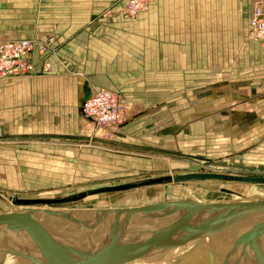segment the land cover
<instances>
[{"label":"rangeland","instance_id":"obj_1","mask_svg":"<svg viewBox=\"0 0 264 264\" xmlns=\"http://www.w3.org/2000/svg\"><path fill=\"white\" fill-rule=\"evenodd\" d=\"M124 1L86 0V16L91 19L96 9V14L100 12L99 17L112 21V14L122 8ZM247 1V5L244 0L243 3L240 0L200 2L197 10L199 42L202 55L205 54L206 57L202 58L201 83L198 80L196 90L192 80L188 84L186 96L187 99L197 97L199 105H195L194 101L193 105L184 108L183 119L178 116L173 122L165 121L166 123H161L155 128L154 134L146 135L141 140L131 136L133 129L126 130L125 124L116 133L110 134L88 122L89 125L86 121L84 134L89 135L88 142L83 141L76 145L70 142L67 147L44 149H23L16 146L19 143L8 140L0 129V194L15 208L20 206L23 210L129 208L172 200L200 204L245 199L264 200V185L260 184L217 179L181 183L173 180L157 181L201 173L264 178V80L258 77V67H263V58L260 60L254 56V60L256 48H252L250 44L245 45V42L239 45V41L235 39H232L233 44L219 40L217 43H220V47L210 49L208 41L209 35L213 37L214 30L216 35L222 36L225 27L234 28L236 31L243 27L259 0ZM213 15L214 23L208 24ZM223 17L226 19L223 20ZM14 19L11 16L3 21L14 22ZM6 25L0 23V39L36 38L43 35L26 37L5 34L6 30H16L14 25L2 27ZM166 28L169 32L172 31L168 24ZM183 28L184 41L192 43L191 34L187 33L186 27ZM53 36L56 37V34ZM248 58H251L249 64ZM210 59H217L220 66H223L226 60L232 61L235 65L233 68L236 69L210 70ZM242 61L248 64L244 68L241 66ZM217 78L218 82L215 81ZM227 82L235 85L225 86ZM122 101L125 103L128 117L129 104L123 98ZM190 103L192 102L189 101ZM243 111L252 113L255 119L251 127L249 126L250 129L248 128L251 130L249 132L256 133L254 142L252 138L244 139L249 133L231 134L230 125L235 126L243 122ZM147 130L150 131V128ZM71 148L73 153L66 151ZM40 160L43 162L39 163ZM11 171L15 173L16 180L14 173L8 177ZM129 196H134V201H128ZM20 200H44L50 203L17 204ZM0 206L4 208L1 202ZM199 252L200 254L195 253L184 264H207L205 251ZM73 262L91 264V260L81 258L73 259Z\"/></svg>","mask_w":264,"mask_h":264},{"label":"crops","instance_id":"obj_2","mask_svg":"<svg viewBox=\"0 0 264 264\" xmlns=\"http://www.w3.org/2000/svg\"><path fill=\"white\" fill-rule=\"evenodd\" d=\"M85 1L0 0V23L16 28L14 32L6 30L5 34L26 37L43 34L37 38L56 34L57 53L50 57L51 74L0 81V129L8 140L19 143L16 146L44 149L67 147L70 142L74 145L88 142L89 135L84 134L86 120L81 118L80 107L83 98L98 90H114L125 99L129 104L125 129H133L131 136L139 140L154 134L155 128L165 121L173 122L178 116L183 119V109L193 105L194 101L199 105L197 97L193 100L186 96L188 84L193 80L197 90V82L201 83L203 75L202 58L206 56L202 55L199 42L197 10L200 2L205 0H155L135 21H124L119 17L107 21L99 17L100 12L96 14V9L90 19L86 16ZM244 3L247 5L248 1L244 0ZM250 15L238 31L225 27L221 36L214 30L213 37L209 35L208 38L209 48L220 47L219 40L233 44L232 39H235L239 45L245 42L256 48L253 59L263 58V63L260 43L249 38ZM11 16L15 18L14 22L3 21ZM214 20L213 15L208 24ZM167 24L172 28L171 32L166 28ZM10 25L2 27H12ZM183 27L191 34L192 43L184 41ZM250 62L251 58H248L247 63ZM247 63L242 61V68ZM233 66L232 61L226 60L220 66L217 59H210V70L235 71ZM260 67L258 77L264 80V71H261L264 67ZM227 85L235 84L227 82ZM241 116V124L230 125L231 134L249 133L244 139L252 138L254 142L256 133L249 132V126L255 119L252 113L244 111ZM66 151L73 153L72 148ZM13 173L11 171L8 177ZM128 201H134V196H129Z\"/></svg>","mask_w":264,"mask_h":264},{"label":"water","instance_id":"obj_3","mask_svg":"<svg viewBox=\"0 0 264 264\" xmlns=\"http://www.w3.org/2000/svg\"><path fill=\"white\" fill-rule=\"evenodd\" d=\"M216 179L264 184L262 177L205 173L157 181ZM0 202L4 205L0 206V264L14 259V264H71L73 259L86 257L91 264H126L189 243V251L170 264H184L203 250L207 264H215L212 252H223L218 264H264L262 199L216 204L172 200L129 209L85 211L21 210L1 194ZM45 202L50 203L27 200L17 204ZM101 251L112 257L100 261L102 255L97 254Z\"/></svg>","mask_w":264,"mask_h":264},{"label":"built area","instance_id":"obj_4","mask_svg":"<svg viewBox=\"0 0 264 264\" xmlns=\"http://www.w3.org/2000/svg\"><path fill=\"white\" fill-rule=\"evenodd\" d=\"M155 0H125L122 8L112 14L124 21H135ZM249 38L259 42L264 54V0L251 10ZM56 38L0 39V81L51 74V55L56 53ZM264 67V62L262 63ZM81 118L104 132L116 133L128 117L122 97L114 90H98L86 96L80 107Z\"/></svg>","mask_w":264,"mask_h":264},{"label":"bare ground","instance_id":"obj_5","mask_svg":"<svg viewBox=\"0 0 264 264\" xmlns=\"http://www.w3.org/2000/svg\"><path fill=\"white\" fill-rule=\"evenodd\" d=\"M260 185H264V184H260ZM2 196L6 199V197L4 195H2ZM245 200H247V199H245ZM245 200H243V201H245ZM20 201H25V200H20ZM233 201H237V200H233ZM167 202H172V201H167ZM9 204L11 206L13 205L11 202H9ZM203 204H209V203H203ZM18 209H21V207L19 206ZM27 209H33V208H27ZM116 209H127V208H116ZM21 210H23V209H21ZM33 210H36V209H33ZM37 210H40V209H37ZM42 210H49V209H42ZM56 210H59V209H56ZM56 210H50V211H56ZM86 210H97V209H86ZM62 211H67V210H62ZM79 211H85V210H79ZM190 247H192V246L189 243L185 247H180V248L174 249V251H168V252L160 253V254H157V255L156 254L155 255L153 254V255H150L148 257H145L144 259H131V261L127 262L126 264H170V263H172L174 261L175 258H177L180 255L184 254L185 252L189 251ZM105 253H107V252L101 251L100 254H97L98 256H101L102 255L101 257H99L100 258V261L102 260V261L106 262V260L108 259V257H110V256L112 257V255H108L106 257ZM222 253L223 252H212V258H213L215 264H218L217 263L218 262V259H220V257L224 255ZM88 258L89 257L81 258V259H84V260L87 261ZM103 258L105 260H103ZM16 262L17 261L15 259L14 260H8V262L6 264H14ZM71 264H75V263L72 261Z\"/></svg>","mask_w":264,"mask_h":264}]
</instances>
